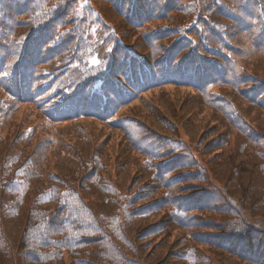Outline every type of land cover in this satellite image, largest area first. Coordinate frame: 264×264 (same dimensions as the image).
<instances>
[{"label": "trees", "instance_id": "16d2710c", "mask_svg": "<svg viewBox=\"0 0 264 264\" xmlns=\"http://www.w3.org/2000/svg\"><path fill=\"white\" fill-rule=\"evenodd\" d=\"M0 264H264V0H0Z\"/></svg>", "mask_w": 264, "mask_h": 264}, {"label": "rangeland", "instance_id": "374dc122", "mask_svg": "<svg viewBox=\"0 0 264 264\" xmlns=\"http://www.w3.org/2000/svg\"><path fill=\"white\" fill-rule=\"evenodd\" d=\"M183 91H178V92H175L173 90H170L169 92L163 94V95H159L160 97H163V100L162 101H167V100H179V101H182V99L185 97L183 95ZM174 96V97H173ZM159 98V97H158ZM156 98V101L157 99ZM161 101V102H162ZM157 104H158V101H157ZM149 111H146L147 114L150 115V117H153V118H157V119H161L162 118V115L161 113L159 112L158 108H156L155 110H153L152 106L150 105L149 107ZM181 108L180 105H177V106H171V110L170 112H166V113H170V117L173 118V119H176L177 118V109L179 110ZM164 119V118H163ZM178 119V118H177ZM215 119V117H214ZM162 120V119H161ZM163 121V120H162ZM206 123H204V127H208V123L205 125ZM210 125H212V123L210 122L209 123ZM198 125V124H197ZM197 125H196V128H197ZM198 129V128H197ZM197 130H192V134L193 133H196ZM217 199H220V197H217ZM261 239V238H260Z\"/></svg>", "mask_w": 264, "mask_h": 264}, {"label": "bare ground", "instance_id": "6f19581e", "mask_svg": "<svg viewBox=\"0 0 264 264\" xmlns=\"http://www.w3.org/2000/svg\"><path fill=\"white\" fill-rule=\"evenodd\" d=\"M145 78V77H144Z\"/></svg>", "mask_w": 264, "mask_h": 264}]
</instances>
